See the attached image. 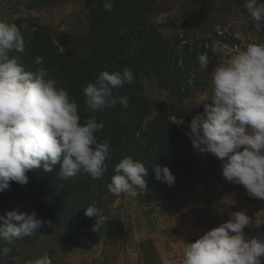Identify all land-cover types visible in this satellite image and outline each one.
Returning a JSON list of instances; mask_svg holds the SVG:
<instances>
[{
  "label": "clouds",
  "instance_id": "obj_1",
  "mask_svg": "<svg viewBox=\"0 0 264 264\" xmlns=\"http://www.w3.org/2000/svg\"><path fill=\"white\" fill-rule=\"evenodd\" d=\"M103 8L113 11V0H104ZM244 8L259 29L264 24V0H244ZM13 51H25L24 35L15 23L0 20V192L9 189L10 182L26 185L31 170L52 171L57 165L61 180L77 174L102 179L108 171L111 142L100 137L105 124L95 113L117 104L128 109L129 97L115 93L134 82L133 71H100L93 82L82 85L85 112L90 113L82 120L77 102L49 75L43 58L34 59V70H25L10 55ZM197 59L207 69L208 53ZM210 76L211 96L201 102L204 110L192 119L187 135L197 152L222 161L223 178L264 201V43H249L227 63L218 64ZM151 167L156 180L174 184L167 166ZM147 175L143 162L125 156L114 167L108 191L136 198L147 191ZM101 211L96 201L86 207L85 215L97 218L94 232L108 222ZM0 222V241L6 245L0 247V256H8L9 245L14 247L44 224L34 211L19 208L0 215ZM249 226L264 227V218L257 213L253 224L246 211L233 212L227 222L185 243L181 264H264V238H249L245 233ZM27 264L53 261L45 252Z\"/></svg>",
  "mask_w": 264,
  "mask_h": 264
},
{
  "label": "rangeland",
  "instance_id": "obj_2",
  "mask_svg": "<svg viewBox=\"0 0 264 264\" xmlns=\"http://www.w3.org/2000/svg\"><path fill=\"white\" fill-rule=\"evenodd\" d=\"M3 9L6 22L32 20L47 28L63 53L88 54L90 26L82 0H4ZM148 20L159 25L166 38L179 34L195 43H207L215 51L207 69L200 66L201 84L194 86L186 98L169 94L154 80L142 78L148 98L181 105L192 119L203 112L201 102L211 96L210 75L218 64L227 63L249 43H264V24L256 27L244 0H153ZM219 39H237L242 46ZM175 122L186 135L190 133L191 123ZM189 141L198 180L188 189L172 199L163 193L144 191L136 198L103 195L99 208L108 222L98 232L92 231L96 217L79 234L53 226L37 244L21 246L15 256H0V264H27L45 252L53 264H181L185 243L195 242L227 222L233 212L246 211L253 224L257 213L264 218V201L250 197L242 185L228 182L222 176V161L210 153L200 154ZM5 195L4 212L17 208L26 212L35 206V190L30 184L9 188ZM245 233L249 238H264L260 228L249 226Z\"/></svg>",
  "mask_w": 264,
  "mask_h": 264
},
{
  "label": "trees",
  "instance_id": "obj_3",
  "mask_svg": "<svg viewBox=\"0 0 264 264\" xmlns=\"http://www.w3.org/2000/svg\"><path fill=\"white\" fill-rule=\"evenodd\" d=\"M90 26L89 52L85 56L60 51L51 32L34 21L17 19L25 39L23 53H10L18 59L25 70H34V59L43 58V67L49 75L59 80L72 99L78 104L81 119L85 112L82 85L93 82L100 71H120L130 68L134 82L116 90V95L129 97V107L119 104L95 113L97 121L105 128L99 134L111 142L108 171L100 180H92L77 174L68 180L59 177V166L52 171L34 169L26 173L35 190V212L44 224L31 236L15 242L11 253L15 256L23 245H34L49 233L53 226L70 234H79L93 222L95 217L85 215L86 207L96 201L97 207L103 195L116 197L108 191L115 165L125 156H132L148 168V194L163 193L172 199L177 193L191 187L198 180L197 163L190 156V141L175 121L191 123L188 110L174 103L153 100L144 94L142 78L154 80L165 92L179 98L190 95L200 85L198 55L215 54L207 43H195L187 37L175 35L164 37L159 25L149 22L153 0H113L114 10L103 8L104 0H82ZM264 32V25L262 26ZM231 46H242L241 41L219 39ZM167 166L175 177L173 185L155 179L153 164ZM20 184L10 182V188ZM5 191L0 192V215L6 212ZM23 212V211H21ZM50 222V224H49ZM2 225V222H0ZM264 231V227L260 228ZM3 246H6L3 242Z\"/></svg>",
  "mask_w": 264,
  "mask_h": 264
},
{
  "label": "crops",
  "instance_id": "obj_4",
  "mask_svg": "<svg viewBox=\"0 0 264 264\" xmlns=\"http://www.w3.org/2000/svg\"><path fill=\"white\" fill-rule=\"evenodd\" d=\"M1 1V4H0V17H2V19H0V20H3L4 19V21L7 19L6 18V16H4L5 14V10L3 9V5H4V0H0ZM10 23V22H9ZM186 189H188V188H186ZM185 189V190H186ZM184 191V190H183ZM48 234V233H47Z\"/></svg>",
  "mask_w": 264,
  "mask_h": 264
}]
</instances>
